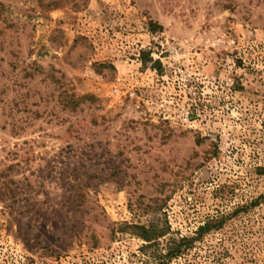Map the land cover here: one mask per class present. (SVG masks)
<instances>
[{
	"label": "rangeland",
	"instance_id": "374dc122",
	"mask_svg": "<svg viewBox=\"0 0 264 264\" xmlns=\"http://www.w3.org/2000/svg\"><path fill=\"white\" fill-rule=\"evenodd\" d=\"M0 264H264V0H0Z\"/></svg>",
	"mask_w": 264,
	"mask_h": 264
},
{
	"label": "trees",
	"instance_id": "16d2710c",
	"mask_svg": "<svg viewBox=\"0 0 264 264\" xmlns=\"http://www.w3.org/2000/svg\"><path fill=\"white\" fill-rule=\"evenodd\" d=\"M141 61H142V64H144L147 61H151V59L150 58H148V59L147 58H144V59L142 58ZM153 67L156 68V69H159L160 68V63L158 61H153ZM207 229H208L207 225H204V226L199 228V231L203 232V231H205Z\"/></svg>",
	"mask_w": 264,
	"mask_h": 264
}]
</instances>
